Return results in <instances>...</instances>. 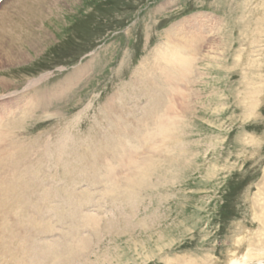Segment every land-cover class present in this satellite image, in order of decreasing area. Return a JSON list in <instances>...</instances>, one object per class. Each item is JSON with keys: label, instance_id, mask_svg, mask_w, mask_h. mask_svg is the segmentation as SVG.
I'll return each mask as SVG.
<instances>
[{"label": "rangeland", "instance_id": "rangeland-1", "mask_svg": "<svg viewBox=\"0 0 264 264\" xmlns=\"http://www.w3.org/2000/svg\"><path fill=\"white\" fill-rule=\"evenodd\" d=\"M179 39L197 53L187 81L166 83L155 69L137 91L142 66L155 67L156 50ZM0 41V110L23 117L11 154L28 167L64 132L75 143L70 156L62 147L68 165L50 163L52 175L33 180L70 185L85 202L86 246L69 264H264V0H0ZM165 90L175 126L166 140L143 142L153 128L140 123L153 125L154 97ZM39 94L47 97L37 110L19 116ZM128 105L133 115L117 133L106 109ZM36 141L28 152L17 145Z\"/></svg>", "mask_w": 264, "mask_h": 264}, {"label": "bare ground", "instance_id": "bare-ground-1", "mask_svg": "<svg viewBox=\"0 0 264 264\" xmlns=\"http://www.w3.org/2000/svg\"><path fill=\"white\" fill-rule=\"evenodd\" d=\"M2 20H7V17L4 16ZM191 37L194 39V43L197 44L200 36L196 37V34H193ZM184 42H186V40L179 39L173 47L166 49L159 47L155 52L154 58H152V63L155 64V67L148 66L146 68L142 66L143 70L140 75L143 76L145 72H147V74L142 80H137L134 87L139 85L140 82L142 83L148 80L151 71L155 69L161 73L166 72L168 75L166 83L170 82L174 77L180 82L184 80L187 81L186 77L190 76L193 72L190 66L194 63L197 53L194 47H191L190 52V49L188 50L182 46ZM41 80L42 78L30 81L26 88L37 85ZM64 87L67 86H62L58 92L66 89ZM135 89L137 91H146L143 84H140V86ZM178 89L179 88L175 87L172 88L174 91H178ZM53 92L49 93L51 99L58 93L55 92V94H53ZM134 95L136 97L140 96V99H142L141 97L145 98L146 94L136 92ZM44 97L47 96L39 94L38 96L26 99L24 103L17 107V109L21 107L19 116H27L37 110L39 103L42 102ZM130 99L131 102H134L131 103L130 100H127L124 103L127 105L128 102H130L129 105H133L132 108L137 112V109H140L139 106H141V104H139L140 102L138 103L139 99L137 101V98L134 99L131 97ZM166 99L169 103V95L166 90L154 97L153 105L155 106L156 113L152 114V111L149 112L153 120V125L149 126L145 122L140 123L144 128H153L152 130L150 129L142 133L141 140L143 142L155 140L157 135L161 136L162 141L169 138V129L175 126V123L171 121V118L170 120L168 119L167 112L169 107ZM148 101H151V99ZM113 102L119 103V98H112L109 103L113 104ZM142 102H144V100ZM129 105L118 107L123 111L121 114L116 110L106 109L105 113L107 116L111 115L112 121L118 124L119 129L115 127L117 133L122 129L126 130L125 124L123 126L120 124L119 126V123L129 120L130 116L133 115L130 111L132 108H129ZM9 114V106L5 107L2 111L0 110V264H69L72 262H70L72 257H78L84 252V249H82L80 254L76 256L77 252L75 251L77 246L80 245L82 248L86 246L81 236L82 229L85 228L86 224L89 225L87 218L85 223L83 216L85 202L74 201L73 193L67 189L70 185L59 187V185L50 182L45 184V181H42L40 178V182H34L33 180L37 179L39 176H43L42 179H44V177H50V175H52L46 170H43V166L48 167L47 165L50 163L57 166H60V164L68 165V161H64L62 158V147L67 148L70 156L71 150L75 149V143H72L70 136L64 132L62 138L54 144L55 147L54 145L52 146L51 143L47 144L45 148L41 147L39 150L35 151V154H39L41 153V149H43L44 155L42 158H38V160L35 159L36 162L33 161L34 164H32V160L27 161L30 163V166L26 167L25 159H20L23 155L18 156L19 154H11L8 148V146H10L9 139L11 140V131L14 130L12 126L16 124L17 120H22L23 117H19L17 120H8ZM114 114L117 115L113 117ZM66 128L68 129V127ZM135 141V144H137V140ZM37 142L39 141L32 144L30 149H27L23 144L17 145L19 150L25 149L26 152H28L35 148ZM48 143H50V141ZM14 145L17 147L16 144ZM141 148L142 144H138L136 147V149ZM128 151L127 147L125 148L124 146L119 153L127 155ZM105 152L107 151H100V153ZM41 160L44 163H42ZM117 160L120 161L121 159H116V163L118 162ZM129 160L130 162L133 161V164L135 163V157L132 155ZM15 162L17 163L15 164ZM39 162H41V164ZM104 165L111 167V165ZM103 170H105L104 174L106 177L110 173L109 168L104 167ZM63 174L61 175L65 178L66 183L68 179ZM83 181H87L86 178L75 182L81 183ZM105 181H108V178ZM51 185L55 186L56 191ZM62 191L68 192V194L63 192L64 194L66 193L65 197H63V201L60 198L61 195H59ZM82 192L84 191H81V193ZM31 194L34 195V197H32ZM56 198L59 199V202L57 201L59 205L57 203L56 205H49V203H51L50 201L53 200L54 203V199ZM70 198H73L72 202L68 201ZM28 202L31 203L30 208L26 206ZM42 202L44 205L40 207L41 205L39 204ZM36 203H38V205ZM46 214H48V216L45 217L44 215ZM8 259H10V262Z\"/></svg>", "mask_w": 264, "mask_h": 264}, {"label": "trees", "instance_id": "trees-1", "mask_svg": "<svg viewBox=\"0 0 264 264\" xmlns=\"http://www.w3.org/2000/svg\"><path fill=\"white\" fill-rule=\"evenodd\" d=\"M93 47H94V46H93ZM93 47H92V48H93ZM92 48H91V49H92ZM91 49H90V50H91ZM90 50H89V51H90ZM89 51H87V52H89ZM84 52H85V50L82 51V55H84V54L87 53V52H86V53H84Z\"/></svg>", "mask_w": 264, "mask_h": 264}]
</instances>
